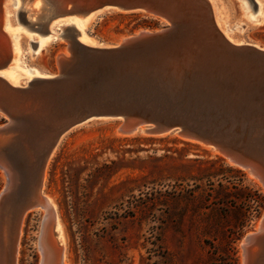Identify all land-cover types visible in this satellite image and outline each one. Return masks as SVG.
<instances>
[{
  "label": "rangeland",
  "instance_id": "rangeland-1",
  "mask_svg": "<svg viewBox=\"0 0 264 264\" xmlns=\"http://www.w3.org/2000/svg\"><path fill=\"white\" fill-rule=\"evenodd\" d=\"M210 1L233 42L264 47V0ZM180 2L175 35L133 56L78 45L110 47L138 30L160 29L161 20L119 12L88 19L49 10L43 0H0L12 45L0 74L10 85H30L21 92L0 82V101L27 123L5 146L19 180L2 201L0 240L4 252L9 241L16 264H40L43 211L29 207L39 196L46 153L66 122L111 104L114 92L136 90L135 82L153 72H177L186 87L179 97L141 91L129 107L177 114L189 131L215 138L224 149L247 145L264 159V54L228 44L205 0ZM72 24L68 37L59 36ZM63 52L64 71L71 74L36 82L59 72ZM8 120L0 111V125ZM112 124L118 125L94 120L73 129L46 170L43 192L63 224L67 263L243 264L242 242L264 218L262 184L212 145L181 135L124 136ZM1 172L0 197L6 186ZM256 248L257 264H264V239Z\"/></svg>",
  "mask_w": 264,
  "mask_h": 264
},
{
  "label": "water",
  "instance_id": "water-1",
  "mask_svg": "<svg viewBox=\"0 0 264 264\" xmlns=\"http://www.w3.org/2000/svg\"><path fill=\"white\" fill-rule=\"evenodd\" d=\"M180 1L181 0H54L52 4L50 0H43L46 6H50L49 10H55L56 7H60L65 11V14H76L85 17L87 14L92 12L142 13L145 16L161 20L165 25H163L160 29L155 31L145 29L138 30L133 34L121 38L118 44L110 47L96 48L84 44L78 45L88 51L114 55L129 54L133 56H140L143 49H146L149 53H151V48H153V46L161 41L168 40L175 35L179 27V19L182 11ZM205 1L209 4L208 0ZM2 21L3 18H0V44H2L5 49L0 51V70L6 68L12 58L11 45L9 40L6 38L5 33H3ZM217 30L226 42L234 48L245 47L255 52L264 54V48L262 47L232 44L223 36V33L219 29ZM144 56H146V54ZM62 58L63 57L58 55L56 60L59 67L58 73L51 77L35 79L36 82L41 84L66 79L71 73H66L64 71V65L66 62H64ZM183 79L186 80V78L179 76V73L177 72H171L168 74L153 72L146 76V78L138 80V84L134 81L136 90H119L114 92L111 95L113 96V100L110 102L111 104L106 106L101 105L99 108L86 109L79 116L71 118L68 122H66L65 127L59 132L46 153L43 161L41 182L46 165L52 157L54 149L58 146L62 138L73 129L94 120H98L117 122L119 132L124 135H131L139 130H143L145 133L152 136H165L175 133L188 139H194L207 145H212L214 148L229 156L234 165L242 167L243 169H248L250 173L259 177L260 181L264 184V159L259 157L253 150L249 149L247 145L236 144L231 149H224L223 146L215 140V138L204 137L189 131L182 124L177 114L159 112L150 108L146 111L144 110L140 112L134 110L135 108L129 107V105L126 104L129 101H134L135 97L139 95L141 91H144V94L147 95H160L164 98H166L167 95L179 97L186 87V84L184 83L185 80L183 81ZM0 82H3L7 88L13 91L23 92L30 86H12L1 76ZM138 88H140V90ZM0 111L5 113L9 118L7 122L0 125V164H8L10 168L15 169L12 163L7 159L8 156L5 155V153L9 150L5 148V146L8 145V143H11L12 140L14 141L19 137L22 129L27 125L26 119L24 117H20L19 115L12 114L14 110L11 106L2 101H0ZM15 170L16 173L19 174L18 170ZM45 204L46 200H42V197L39 195L31 203L29 209L43 210ZM43 223L44 218L42 219L38 246L41 238ZM263 239L264 230L259 232L256 236L251 237V240L250 237H248L247 240H250L249 246L256 250V253L252 258L249 252L247 262L245 264H257L258 256L256 246ZM10 264H16V255L12 257L10 255Z\"/></svg>",
  "mask_w": 264,
  "mask_h": 264
},
{
  "label": "bare ground",
  "instance_id": "bare-ground-1",
  "mask_svg": "<svg viewBox=\"0 0 264 264\" xmlns=\"http://www.w3.org/2000/svg\"><path fill=\"white\" fill-rule=\"evenodd\" d=\"M50 2H52V1L50 0ZM208 2L210 4L211 12H212L213 17H214V22H215L217 28L219 30H221V32L223 33V36L229 42H231L232 44H236V45L246 44V43H239V44L235 43V42H233V40H231V38L229 36H227L225 34V32H224V30H223V28H222V26H221V24L219 22V19L217 18V14H216V11L214 10L213 2L210 1V0ZM261 11H262V8L260 9V12ZM103 13H106V12H101V13L92 12V13L87 14L85 16V18L87 16H88L87 17L88 19L98 18V17H101ZM82 34L85 35L84 32H82ZM6 38L9 40V38L7 36H6ZM9 42H10V40H9ZM83 43H84V45H87V46H90V47H94L93 44H90V42H84L83 41ZM10 45H11V42H10ZM252 45L260 47L258 44H254V43H252ZM4 49H5L4 46L2 44H0V51L4 50ZM11 49H12V45H11ZM59 56L63 57V58H67V55L64 52L61 55H59ZM47 75L46 76H38V77H36V79L51 77V74H47ZM0 76L4 77V74H0ZM12 86H16V85L12 84ZM105 122H107V121H105ZM112 125L114 126L115 133L120 134V135H124V134H121L119 132L118 125H116V124H112ZM143 133L144 134H148V133H145V131H143V130H139V131H137V132H135V133H133L131 135H124V136L144 135ZM148 135H150V134H148ZM171 135L177 136V134H175V133H173ZM63 138H62V140H63ZM61 141H60V143H61ZM59 144H58V146H59ZM58 146L54 149L52 157H53L56 149L58 148ZM211 150L214 153H217V152L221 153L222 155H224L228 159V161L231 164H233L231 159L229 158V156L224 154L222 151H219L218 149H216L214 147H212ZM51 158H50V160H51ZM50 160L48 161V163L46 165V168H45V171H44L43 177H42L41 187L39 188L40 197H42V200H44V199L46 200L45 207L42 210L43 211L44 223H43L41 238H40L39 246H38L39 251H40V255H41L40 264H68L67 261L65 260V257H66L65 256V249H64L63 242H62V239L64 237L63 224L59 220V217H58V214H57V211H56V208L54 206L52 198L47 196V195H45L44 192H43V187H44V182H45V177H46L45 174H46V170H47V167H48V164H49ZM0 168H1V171L3 172V173L2 172L1 173L4 174L5 177H6V186H5V189L2 192V195L0 197V237H1V225H2V222H1L2 220L1 219H3V211H4V208H5L4 205H2V201L6 198V196L11 195V193L13 191L14 192L17 191L19 176L16 173V170L10 168L8 164L5 165V164L2 163V164H0ZM240 168H242V167H240ZM245 171H247V174L251 178H256L255 180L257 182L261 183L262 186L264 187V184H263L262 181H260L259 177H256L255 175L250 173V171L248 169H245ZM57 229H59L60 232ZM257 230L258 231L256 233L249 234L246 238H244V240L242 242L243 264H245L247 262V258H248L247 256H248L249 252H250V256L252 258L255 256L256 250L251 248L249 246V244H250L251 237L256 236L259 232L264 230V218L259 223ZM59 235H61L62 239L60 238ZM248 237H250L249 241L247 240ZM1 244L2 243H1V240H0V264H10L11 245H10V243L8 241L6 244H8L9 248L6 249L5 252H4Z\"/></svg>",
  "mask_w": 264,
  "mask_h": 264
},
{
  "label": "flooded vegetation",
  "instance_id": "flooded-vegetation-1",
  "mask_svg": "<svg viewBox=\"0 0 264 264\" xmlns=\"http://www.w3.org/2000/svg\"><path fill=\"white\" fill-rule=\"evenodd\" d=\"M71 26H72V27H75L74 24H72V25H64V26H62V28L64 29V33L60 34L59 36L64 37V38L68 37V35H67V33H66V30H68V28H70ZM52 42H54V41H53V40L49 41V43H47V45L50 44V43H52ZM34 44L37 45L38 43H34ZM36 73H37V72H36ZM37 74H38V73H37Z\"/></svg>",
  "mask_w": 264,
  "mask_h": 264
}]
</instances>
